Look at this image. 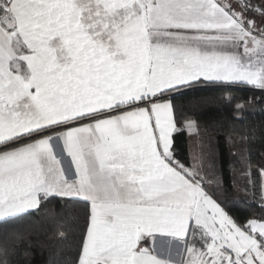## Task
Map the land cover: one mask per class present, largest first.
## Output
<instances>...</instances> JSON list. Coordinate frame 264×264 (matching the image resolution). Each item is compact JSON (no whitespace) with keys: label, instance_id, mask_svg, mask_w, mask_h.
<instances>
[{"label":"snow or ice","instance_id":"6c2138e0","mask_svg":"<svg viewBox=\"0 0 264 264\" xmlns=\"http://www.w3.org/2000/svg\"><path fill=\"white\" fill-rule=\"evenodd\" d=\"M257 106L264 0H0V264H264Z\"/></svg>","mask_w":264,"mask_h":264},{"label":"trees","instance_id":"16d2710c","mask_svg":"<svg viewBox=\"0 0 264 264\" xmlns=\"http://www.w3.org/2000/svg\"><path fill=\"white\" fill-rule=\"evenodd\" d=\"M211 93L199 92L193 93L191 97L186 98L185 102L189 99L200 98L205 96H210ZM238 95L241 96H249L252 95L251 92H240ZM256 95H259L257 92ZM211 105H188L185 110L186 111H195L201 115V119L204 121H211L213 119L218 118L215 113L210 111ZM252 113L248 117V122L250 124H254L259 128L260 125L264 124V111L261 110V106H257L253 109H250ZM193 142L194 138L187 141V148L195 153L199 151V147L197 146V150L194 152L193 150ZM259 147V145H254V149ZM79 229L80 225H76L75 227L69 226L67 231L66 239H48L47 235L40 237V239L47 245V249H43L39 246H36L34 255L32 257V264H48L49 255L48 253H56L57 264H73L77 252V248L79 245Z\"/></svg>","mask_w":264,"mask_h":264},{"label":"crops","instance_id":"0c3cea01","mask_svg":"<svg viewBox=\"0 0 264 264\" xmlns=\"http://www.w3.org/2000/svg\"><path fill=\"white\" fill-rule=\"evenodd\" d=\"M161 258L171 259L175 264L181 260V246L172 239L157 236L155 240L147 242Z\"/></svg>","mask_w":264,"mask_h":264},{"label":"rangeland","instance_id":"374dc122","mask_svg":"<svg viewBox=\"0 0 264 264\" xmlns=\"http://www.w3.org/2000/svg\"><path fill=\"white\" fill-rule=\"evenodd\" d=\"M196 145L197 144L195 142H193V150H194V152L197 150V146Z\"/></svg>","mask_w":264,"mask_h":264}]
</instances>
